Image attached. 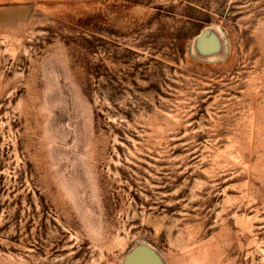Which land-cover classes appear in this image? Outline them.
<instances>
[{
  "label": "rangeland",
  "instance_id": "1",
  "mask_svg": "<svg viewBox=\"0 0 264 264\" xmlns=\"http://www.w3.org/2000/svg\"><path fill=\"white\" fill-rule=\"evenodd\" d=\"M0 264H264V0H0Z\"/></svg>",
  "mask_w": 264,
  "mask_h": 264
},
{
  "label": "crops",
  "instance_id": "2",
  "mask_svg": "<svg viewBox=\"0 0 264 264\" xmlns=\"http://www.w3.org/2000/svg\"><path fill=\"white\" fill-rule=\"evenodd\" d=\"M9 2V0H7Z\"/></svg>",
  "mask_w": 264,
  "mask_h": 264
}]
</instances>
